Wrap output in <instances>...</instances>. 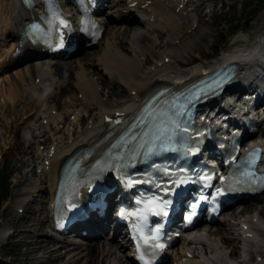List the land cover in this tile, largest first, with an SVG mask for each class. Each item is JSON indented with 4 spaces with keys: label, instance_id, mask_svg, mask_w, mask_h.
<instances>
[{
    "label": "bare ground",
    "instance_id": "bare-ground-1",
    "mask_svg": "<svg viewBox=\"0 0 264 264\" xmlns=\"http://www.w3.org/2000/svg\"><path fill=\"white\" fill-rule=\"evenodd\" d=\"M25 15L26 13L21 12L20 6L18 8L17 0H0V34H5L4 38H6L8 42H10L9 48H13L17 40V36L13 32V30L17 27L16 23H21L23 20V16ZM121 17L122 16L118 15V17L115 18V21L125 22L126 20ZM162 19L164 25L170 27V31L175 32V29L173 28V17L162 16ZM116 29L117 30H114V27L111 28L113 33L110 38V42L106 44V49L103 51L101 57L98 58L97 61L98 65L103 67L105 71H112L113 76L110 77L113 84L111 86V92L114 93L116 91L114 85L115 83H118L123 87H125V85L133 86L135 89L139 90V95H143L146 91L151 92L158 89L161 86L160 84H158L159 80H157V76H160V72L149 74L148 70H145L144 72L139 74L140 69L137 60L125 55L117 56L116 52L117 44L118 46H120L119 43H117V39L119 40L132 32L134 33V38L129 42L130 51L133 54L137 55L138 58L142 55H146V49L139 46V44L147 41V38L149 39L150 35L136 32L138 27L135 25L128 27L126 24L116 23ZM248 35L249 39L252 40L246 45H244L245 41L242 34H238L233 38V46L239 43L243 44L237 51V53L229 54L227 51H224L211 61L200 60L199 62H192L188 66H184V63L180 62L179 55H173V58L178 60L177 64L173 67L178 69V73L181 76L182 80L189 79V82L196 79L203 68H207L217 62L225 63L233 61L234 63H236L239 68V78H241L246 71H251L254 68L257 69L258 74H260L262 72L261 68L264 69V36L259 31ZM187 38L188 37L183 38V42H180L181 44H179V49L177 50L178 54L185 52L187 53L188 49H192L188 48L189 46L186 44ZM172 42L173 38L168 39L167 43L164 44L165 46H167L165 48V52L169 56H171L170 48L172 47ZM163 43L164 42L161 41L162 47ZM194 50H197L196 46L193 51ZM205 57L206 55H202L201 59H204ZM57 65L63 66L66 64H43L42 66H45L47 68V71H44L42 69L43 67H38L35 65V63L32 64L30 61H26L22 66L18 67L12 73V75H6L5 77L1 78L0 83L5 79L9 85V88L7 90L8 94L4 96L1 94L5 103L13 104L15 97H18L20 98L19 102H25L28 100L33 104L37 100V97L35 96L37 90L41 91V89L44 88V82L50 80V71L54 70V73L56 75L60 74V72L62 71V69L57 68ZM169 68V66H165L164 70L161 72H165L166 70H169ZM66 73L67 72H64L62 74V78L58 81L64 83L65 80L63 79V76ZM36 74L40 75V78L42 79V82L39 86H34V84L30 83L31 81L33 82L35 80ZM77 77L78 79L74 86L81 94V98H78V96L74 94L70 95L69 99L71 102L67 104L64 103V111L66 113L68 112L67 107L70 110L82 109V111L84 112L86 109L90 111V104L92 105L94 102L96 103V108L99 110V113L94 117V122H92V129L88 130V128L86 127L84 130H82V133H75L68 129V131L76 137V140L74 142V149H82L88 144L94 142L101 134L105 132L100 128V117L104 113L112 114L116 110L123 111L125 106L122 102L111 103L110 100L107 102L103 101L102 97L104 96V89L101 87L102 83L93 82V80L85 73L84 70L78 72ZM246 79H249V77H247ZM167 80L169 81L168 83H166L167 85L174 83L173 79H171L169 76H167ZM111 92H107L108 94L106 97H109L111 95ZM120 96L125 99V103L135 104L136 98L131 97L128 93L121 91ZM2 97L0 96V105ZM39 101L43 103V111H48L49 107H47L46 105L47 102L44 99H41ZM79 110H77L75 113L78 114ZM94 134L97 135L96 139L92 137ZM68 147V144H65L64 150L68 149ZM58 157V154H55L53 156L52 167L56 164ZM38 185L43 186L40 183ZM40 191H42L41 188L38 189V192ZM44 196L45 194L41 193L40 199L43 200ZM0 230V233H3L5 231V229ZM41 235L43 234H40L35 241V252L46 253L48 257H54L53 260L60 258L64 259L65 256V260H63V262H61L60 264H130L126 256H121L119 254L122 250V246L118 243H115V238L107 239L105 244H96L94 246L86 244V247H84V245H82L81 243H71L67 240L62 242L64 246H59L58 244L56 245L54 239L50 238V241L53 243V248L50 250V243L48 241L41 240ZM60 250H67L65 254H63L64 256L59 254ZM98 250L99 254L98 256H96ZM259 253L261 254L259 255V257H261L264 263V258L262 257L264 255V241L259 247ZM90 254L95 257L89 258L88 256ZM225 258L226 257L223 252H220L219 254L215 255V259L212 264H221ZM255 261L256 260L254 258L252 264H254ZM239 264H241V262H239Z\"/></svg>",
    "mask_w": 264,
    "mask_h": 264
},
{
    "label": "rangeland",
    "instance_id": "rangeland-1",
    "mask_svg": "<svg viewBox=\"0 0 264 264\" xmlns=\"http://www.w3.org/2000/svg\"><path fill=\"white\" fill-rule=\"evenodd\" d=\"M242 1L243 0H239V3L236 5V8L238 9V15H237L236 20H231L228 23L230 26H225L224 22L222 20H219L218 21L219 25L214 30H216V31L220 30L223 33H226L227 31H230V29H232V28L237 29L239 27H242V25H245V28L242 30V32H244V33L250 32L249 34H252V33L256 32L257 30L260 32H264V0H244V3H243L244 7L242 6V3H241ZM248 2H249V5L247 7ZM215 25H217V24H215ZM133 38H132V40H133ZM232 38H234V36ZM181 43H182V41H181ZM186 44L189 46L188 48H192V49H188V51H187V54L189 55L190 52L193 51V49L195 48L196 45L192 44V42L189 40H186ZM230 44H231V42H230ZM222 49H223V46L222 45L219 46L217 48L215 54L221 53ZM97 51L98 50H96L95 53H97ZM209 55L210 54L206 55V57L204 59H201V60L206 61L208 59ZM70 64L71 63H69V65ZM74 69H76V68H74ZM6 86L7 85L5 84L4 87H6ZM71 90L75 91V90H73L72 87H71ZM67 93H68V91H66L64 93V95H66ZM75 93L77 94V91H75ZM16 140L17 141L19 140L18 135L16 137ZM13 157H14V153L11 152L8 155V159L7 158L4 159L3 170L6 173V176L10 175L11 173H13V171H15L14 170L15 168L11 165V160L13 159ZM32 183H34V182H32ZM17 200H22V198L19 196H15L13 198V201L11 202V204L9 205V207L7 209L5 217L3 215V210L0 209V221H2V223H0V225L3 224L5 220L8 221L7 223H11L12 221H19V223H21L20 228H22V227H24L23 226L24 222H26V221L30 222V220H32V219H34V221L36 220V212H37L38 207H39L38 204H34L33 206H31L27 210V212L25 209L23 213H17V211L15 209V206H17ZM11 226H13V225H11ZM11 231H13L12 236H10L11 234H9L8 236H6L3 239L0 237V256L1 257L3 256L2 258H0V264H9V262L11 264H37L39 262V257H37L38 255L35 253H39V252H35V253L29 252V253H31V255L27 258V260H25V256L28 255L27 252L30 251V249L33 251V248H31V247L25 248V245H26L27 241L31 242L34 239H36L35 236L38 234L37 230H30L31 232H29V234L24 230H10V232ZM0 232H1V230H0ZM5 234H6L5 231L3 233H0V235H5ZM40 239L43 241H48L50 243V250L53 248V243L50 240H48L47 238L44 239L43 235H41ZM102 243H104V242H102ZM60 251H62V250H60ZM60 251H59V253H60ZM7 254H10V255H7ZM44 254L45 255H43V257L47 261H41L39 264H60L63 261L62 260L63 258L53 260L54 257L47 258L46 257L47 254L46 253H44ZM98 254H99V250H98V253L96 254V256H98ZM123 254H124V252H123ZM12 255H17L18 257H14V259H13ZM62 256H64V255H62ZM88 257L94 258L95 256L90 254ZM65 258L66 257L64 256V259Z\"/></svg>",
    "mask_w": 264,
    "mask_h": 264
},
{
    "label": "snow or ice",
    "instance_id": "snow-or-ice-1",
    "mask_svg": "<svg viewBox=\"0 0 264 264\" xmlns=\"http://www.w3.org/2000/svg\"><path fill=\"white\" fill-rule=\"evenodd\" d=\"M63 26H67L63 21H61ZM176 109V106L173 104L170 109L153 111L149 113L148 120L142 121L146 127L141 135L140 147L149 145L147 151L151 152L153 147L159 146L160 148L167 147L172 144L173 140L180 133H186L188 129L186 127L182 128L179 121V117L182 115V112ZM140 127V124L136 125ZM184 137L181 135L180 140H183ZM135 151V149H133ZM186 181H178L174 183H185ZM166 214V213H165Z\"/></svg>",
    "mask_w": 264,
    "mask_h": 264
}]
</instances>
